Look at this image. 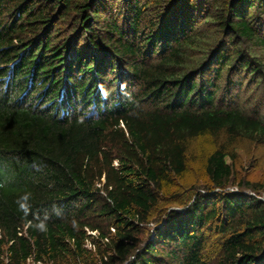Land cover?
<instances>
[{
    "label": "trees",
    "instance_id": "trees-1",
    "mask_svg": "<svg viewBox=\"0 0 264 264\" xmlns=\"http://www.w3.org/2000/svg\"><path fill=\"white\" fill-rule=\"evenodd\" d=\"M241 145L264 0H0V264H264Z\"/></svg>",
    "mask_w": 264,
    "mask_h": 264
},
{
    "label": "rangeland",
    "instance_id": "rangeland-1",
    "mask_svg": "<svg viewBox=\"0 0 264 264\" xmlns=\"http://www.w3.org/2000/svg\"><path fill=\"white\" fill-rule=\"evenodd\" d=\"M253 152L254 154H252L248 145H241L238 151V156L240 157L237 165L238 176L237 179L226 188V191H245L248 195L260 198L264 201V150L258 149ZM239 179L244 182L242 187L238 185L240 182ZM152 226H154V224L150 225V227ZM89 234L93 233L89 232ZM86 247H88L89 250L92 249L89 242Z\"/></svg>",
    "mask_w": 264,
    "mask_h": 264
},
{
    "label": "clouds",
    "instance_id": "clouds-1",
    "mask_svg": "<svg viewBox=\"0 0 264 264\" xmlns=\"http://www.w3.org/2000/svg\"><path fill=\"white\" fill-rule=\"evenodd\" d=\"M102 94H104V93H102ZM81 122H83V121H81ZM22 199L26 201L28 199V196L25 195ZM21 208L26 210V205L25 204H21ZM38 227L43 228V225L42 224L41 225H38Z\"/></svg>",
    "mask_w": 264,
    "mask_h": 264
},
{
    "label": "built area",
    "instance_id": "built-area-1",
    "mask_svg": "<svg viewBox=\"0 0 264 264\" xmlns=\"http://www.w3.org/2000/svg\"><path fill=\"white\" fill-rule=\"evenodd\" d=\"M93 235H95V233H93Z\"/></svg>",
    "mask_w": 264,
    "mask_h": 264
}]
</instances>
